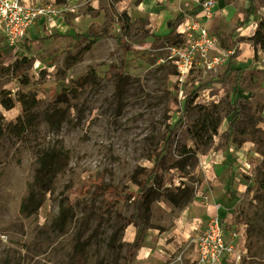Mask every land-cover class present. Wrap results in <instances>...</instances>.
<instances>
[{
  "label": "rangeland",
  "instance_id": "1",
  "mask_svg": "<svg viewBox=\"0 0 264 264\" xmlns=\"http://www.w3.org/2000/svg\"><path fill=\"white\" fill-rule=\"evenodd\" d=\"M30 1L59 13L42 12L16 44L0 28V99L42 89L30 132L0 138V264H69L79 241L84 264H197L183 219L214 201L246 221L238 264H264V51L250 40L264 0ZM123 9L125 38L120 26L92 34ZM24 56L28 86L10 66ZM61 98L67 116L52 127ZM0 110L15 121L22 106ZM60 145L69 166L22 215L40 150Z\"/></svg>",
  "mask_w": 264,
  "mask_h": 264
},
{
  "label": "trees",
  "instance_id": "2",
  "mask_svg": "<svg viewBox=\"0 0 264 264\" xmlns=\"http://www.w3.org/2000/svg\"><path fill=\"white\" fill-rule=\"evenodd\" d=\"M118 0H112V4ZM143 0H133V3L139 4ZM181 18L180 16L178 17ZM130 16L126 9L120 12V16L117 21H105L104 23H92V34L95 37H109L112 36V31L116 26H120L123 30V37L126 36V31L130 27ZM175 24V22H174ZM172 24V26L174 25ZM60 33L47 35L48 38L58 37ZM251 43L256 47L264 51V17H261L256 25V29L250 37ZM2 53H0V57ZM79 55H74V60L78 59ZM13 74L19 79L22 85L28 86L31 84L34 75L31 71L30 58L27 56L21 57L10 63ZM44 73V71H41ZM40 87L33 86L28 90L21 91L17 97L12 96L11 90L1 91L0 104L6 110L14 108L17 103L22 106V112L17 116L15 121H6L3 112L0 110V138L8 131L15 134L16 136H24L30 132V129L34 127L36 119V113L34 109L40 103L38 96ZM63 106L58 107L46 115V121L52 127H59L61 123L66 119L68 110V100L61 98L59 100ZM193 102L186 101L185 111H189ZM176 143V137H170L168 141V148L173 150ZM161 159L160 156L156 158L155 166L158 167V162ZM37 168L34 173L32 182L28 185L27 193L23 196L19 211L24 216H30L35 214L43 205L44 200L48 192L53 188L56 176L58 173L64 171L70 163L69 151L63 146H52L43 148L40 150L37 157ZM156 168L154 172L156 171ZM143 184V189L146 183ZM70 187L67 186V190ZM84 194V191L80 195ZM66 199V198H65ZM67 206L64 200L61 202V210L58 216L59 224L62 226L65 224L69 214L67 212ZM140 240L138 237L135 238L133 246H136ZM86 244L78 242L75 246V253L69 264H84Z\"/></svg>",
  "mask_w": 264,
  "mask_h": 264
},
{
  "label": "built area",
  "instance_id": "3",
  "mask_svg": "<svg viewBox=\"0 0 264 264\" xmlns=\"http://www.w3.org/2000/svg\"><path fill=\"white\" fill-rule=\"evenodd\" d=\"M58 11L57 5L39 8L30 0H0V28L9 42L16 44L25 38L42 12L56 16ZM212 206L214 213L211 216L196 218L193 223V260L197 264H238L247 236L246 221H241L235 210L228 207L223 210V204L218 201Z\"/></svg>",
  "mask_w": 264,
  "mask_h": 264
},
{
  "label": "crops",
  "instance_id": "4",
  "mask_svg": "<svg viewBox=\"0 0 264 264\" xmlns=\"http://www.w3.org/2000/svg\"><path fill=\"white\" fill-rule=\"evenodd\" d=\"M193 206H194V208H196L195 209V212H196L195 214L196 215L195 216H191V218L194 221H196V218H198V217L200 218V216H203V218L206 219V218H208L209 216H211L214 213V208H213L212 204H210L209 206H203V207H201L200 205H198V206L193 205ZM228 208L230 210H232V211L235 210V209H231L229 206H228ZM194 221L193 222L192 221L188 222L186 219H183V222H185V224H187V228L185 229V227H184V231H185L186 234L194 233L192 231V226H193ZM242 247H243L242 250H244V244L242 245ZM194 255H195V253H194ZM224 264H229V263H224Z\"/></svg>",
  "mask_w": 264,
  "mask_h": 264
},
{
  "label": "bare ground",
  "instance_id": "5",
  "mask_svg": "<svg viewBox=\"0 0 264 264\" xmlns=\"http://www.w3.org/2000/svg\"><path fill=\"white\" fill-rule=\"evenodd\" d=\"M54 25H57L56 23ZM58 28L62 31H64L67 27L63 24H58Z\"/></svg>",
  "mask_w": 264,
  "mask_h": 264
}]
</instances>
